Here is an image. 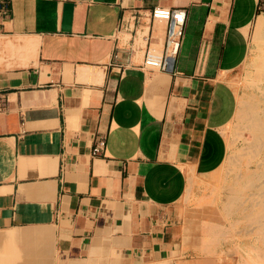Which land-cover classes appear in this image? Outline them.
<instances>
[{
  "label": "crops",
  "instance_id": "0c3cea01",
  "mask_svg": "<svg viewBox=\"0 0 264 264\" xmlns=\"http://www.w3.org/2000/svg\"><path fill=\"white\" fill-rule=\"evenodd\" d=\"M157 5L185 12L168 73L140 67L163 39L147 17ZM262 13L264 0H8L0 264H211L177 202L227 157L228 75ZM140 32L147 41L129 55Z\"/></svg>",
  "mask_w": 264,
  "mask_h": 264
},
{
  "label": "rangeland",
  "instance_id": "374dc122",
  "mask_svg": "<svg viewBox=\"0 0 264 264\" xmlns=\"http://www.w3.org/2000/svg\"><path fill=\"white\" fill-rule=\"evenodd\" d=\"M262 49L264 25L255 20L247 34L246 56L228 75L237 114L221 129L228 147L226 163L217 172L189 181L177 202L178 217L199 243L198 255L211 264H264V76L258 68Z\"/></svg>",
  "mask_w": 264,
  "mask_h": 264
},
{
  "label": "built area",
  "instance_id": "2783aa9c",
  "mask_svg": "<svg viewBox=\"0 0 264 264\" xmlns=\"http://www.w3.org/2000/svg\"><path fill=\"white\" fill-rule=\"evenodd\" d=\"M8 11V0H0V16H5ZM149 21H160L164 24L163 39L159 47H146L141 55L140 67L148 70L161 72H172V65L178 52L182 38L183 26L185 22V12L181 7L153 6L148 11ZM122 17L119 19V26L125 30L122 23ZM145 23V28L148 26ZM147 41V34L135 33L131 43L127 48L128 54L132 55L138 49L141 43ZM128 55V56H129ZM116 56V52L114 53ZM128 64V60L126 61ZM103 147L102 138H98L91 147V155L99 153Z\"/></svg>",
  "mask_w": 264,
  "mask_h": 264
},
{
  "label": "bare ground",
  "instance_id": "6f19581e",
  "mask_svg": "<svg viewBox=\"0 0 264 264\" xmlns=\"http://www.w3.org/2000/svg\"><path fill=\"white\" fill-rule=\"evenodd\" d=\"M257 24L259 25V26H263L264 25V16L263 15H259L258 17H257ZM259 54V53H258ZM254 62V61H253ZM259 63H258V68L259 69H261L262 70V73H263V76H264V50L262 49L261 50V55H260V57H259V61H258ZM256 73V72H255ZM242 102V101H241ZM244 106H246V105H244ZM237 114V110H236V112H235V115ZM262 124H260V126H261ZM262 127V130L264 131V123H263V125L261 126ZM253 141H254V139H253ZM260 145V144H259ZM261 146V145H260ZM256 147H258V146H256ZM235 156H237V155H235ZM226 159H227V157H226ZM226 159H225V161H224V163L222 164V166L226 163ZM221 166V167H222ZM221 167H219V169L221 168ZM217 172V171H216ZM213 178H214V176H213Z\"/></svg>",
  "mask_w": 264,
  "mask_h": 264
}]
</instances>
